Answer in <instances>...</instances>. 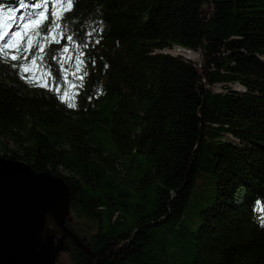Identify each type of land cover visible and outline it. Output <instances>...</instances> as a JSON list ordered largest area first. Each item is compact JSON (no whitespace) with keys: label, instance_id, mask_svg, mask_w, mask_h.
I'll list each match as a JSON object with an SVG mask.
<instances>
[{"label":"trees","instance_id":"16d2710c","mask_svg":"<svg viewBox=\"0 0 264 264\" xmlns=\"http://www.w3.org/2000/svg\"><path fill=\"white\" fill-rule=\"evenodd\" d=\"M207 3L0 0L19 34L1 52L0 155L67 182L66 223L93 252L67 238L70 264H264V0ZM33 59L76 101L25 80Z\"/></svg>","mask_w":264,"mask_h":264},{"label":"water","instance_id":"95a60500","mask_svg":"<svg viewBox=\"0 0 264 264\" xmlns=\"http://www.w3.org/2000/svg\"><path fill=\"white\" fill-rule=\"evenodd\" d=\"M70 188L50 171H36L27 162L0 155V264H54L62 247L61 233L93 254L67 225ZM59 229L47 224L48 215Z\"/></svg>","mask_w":264,"mask_h":264},{"label":"rangeland","instance_id":"374dc122","mask_svg":"<svg viewBox=\"0 0 264 264\" xmlns=\"http://www.w3.org/2000/svg\"><path fill=\"white\" fill-rule=\"evenodd\" d=\"M44 1H46L47 5H52V8H53L54 13L56 15H60L62 11L68 9V7H70L73 3V0H44ZM212 8H213L212 0H208V3L204 9V14L207 16L211 12ZM18 36H19V34H17V33L15 34V33L10 32V35L7 34L6 30L3 29L2 24L0 22V76L2 75L1 74L2 68L5 70V72L9 76L15 75V71L12 68H10V66H5V68L2 66V53L1 52H2L4 47L8 48V47H11L12 44H15L17 39H18ZM171 49L172 50L169 51L170 53L176 52L178 54H183L185 57L192 60L200 69L202 68V65L204 62V55H203L200 48L191 49L192 50L191 52L189 50L184 51L183 49L178 48V46H174ZM41 55H43V53H41ZM27 70H28V74L22 76L25 80L27 78L29 81H33L34 82L33 84H38V85H41L42 87H44L46 89L57 91V92L61 93L62 98L64 100H66L68 103L76 101V100H73V101L70 100L69 94H72L71 89L63 90L61 88V85L56 83V73H55L54 69L49 68L45 65H41V64H39L37 59H33V61L28 66ZM238 86H239V84L236 83L233 87L236 88ZM211 87L214 90L225 89L224 86L222 85V83H216V84L212 85ZM104 139L108 140V136L105 135ZM207 175L208 174H206V173L205 174L202 173L200 175L202 177L205 176V179L207 182H203V184H202L201 183L202 177H200V181L198 182V185H199V183L202 185L197 186V189L194 190V192L191 196L190 202H189L187 209H186L187 222L191 221V222H193L194 225H198V223H199V220L195 217V214H196V211L198 210V208L203 205V200H204V199L200 200V198H198V195H200L202 193V191L207 190V188L204 190H201L200 187H206V185L208 184V188H209V185L211 184L210 183V177ZM59 234L61 236H59ZM53 238L55 240V244H57L60 240L62 241V247L56 256V260H55L54 264H70V260H69V258H70V254H69L70 246L66 240L68 237L62 238L61 233H56V234L54 233Z\"/></svg>","mask_w":264,"mask_h":264},{"label":"bare ground","instance_id":"6f19581e","mask_svg":"<svg viewBox=\"0 0 264 264\" xmlns=\"http://www.w3.org/2000/svg\"><path fill=\"white\" fill-rule=\"evenodd\" d=\"M194 56V55H193ZM47 224L51 226L52 229H59L58 224L56 222V220L54 219V217L52 215H48L47 218Z\"/></svg>","mask_w":264,"mask_h":264},{"label":"built area","instance_id":"2783aa9c","mask_svg":"<svg viewBox=\"0 0 264 264\" xmlns=\"http://www.w3.org/2000/svg\"><path fill=\"white\" fill-rule=\"evenodd\" d=\"M178 48L183 49L184 51H185V50H186V51L189 50L190 52L192 51L191 49H187V48H183V47H179V46H178ZM171 50H172V49H168L167 51H171ZM172 53L178 54V53H176V52H172Z\"/></svg>","mask_w":264,"mask_h":264}]
</instances>
